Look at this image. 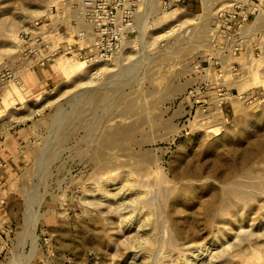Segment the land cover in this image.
<instances>
[{
    "label": "rangeland",
    "instance_id": "374dc122",
    "mask_svg": "<svg viewBox=\"0 0 264 264\" xmlns=\"http://www.w3.org/2000/svg\"><path fill=\"white\" fill-rule=\"evenodd\" d=\"M190 1L143 3L113 62L89 68L54 35L48 85L0 82V139L18 141L0 264H264V13L234 54L230 5ZM80 7L0 0V72L36 20L70 42L90 30Z\"/></svg>",
    "mask_w": 264,
    "mask_h": 264
},
{
    "label": "built area",
    "instance_id": "2783aa9c",
    "mask_svg": "<svg viewBox=\"0 0 264 264\" xmlns=\"http://www.w3.org/2000/svg\"><path fill=\"white\" fill-rule=\"evenodd\" d=\"M147 0H81L79 14L87 21L90 30H79L72 36L75 42H70L61 26L54 27L49 20H36L33 24L34 31L30 32L29 43L17 57L4 64L0 72L2 84H20L25 76L34 70L50 66L55 60L56 50L51 49L55 40L61 37L63 40L58 44V49L65 47L66 54L73 53L87 67L106 61L113 62L126 49L132 35L138 32L137 15L140 7ZM173 3H186L190 0H172ZM168 0L164 5L167 7L172 3ZM264 13V6L257 1L247 3L236 2L219 12L217 16L218 35L225 42L226 50L242 53L246 46L249 31L248 21L256 13ZM27 32L22 36L27 37ZM56 39L52 41V37ZM47 41V42H46ZM233 43V44H232ZM230 44V45H229ZM78 46V47H77ZM56 48V49H57ZM78 48V51H74ZM256 49H260L259 46ZM88 50V51H86ZM228 52V53H230ZM65 54V53H64ZM223 68L232 73L239 71L236 63L225 64Z\"/></svg>",
    "mask_w": 264,
    "mask_h": 264
},
{
    "label": "crops",
    "instance_id": "0c3cea01",
    "mask_svg": "<svg viewBox=\"0 0 264 264\" xmlns=\"http://www.w3.org/2000/svg\"><path fill=\"white\" fill-rule=\"evenodd\" d=\"M198 2V4H193L191 2ZM210 5H216L220 6L222 4L224 5H232L234 3L242 2L247 3L252 0H206ZM257 1L263 4L264 6V0H253ZM193 7L191 9L199 8L200 10L204 9V0H192L189 2ZM200 6V7H199ZM198 10V9H197ZM50 66H47L45 68L34 70L33 72L27 74L25 76V82L29 79L31 82L33 81V85L30 86L31 89L34 88V86L38 83H40L42 86H46L49 84L50 81H52L53 76L51 75V69ZM12 135V136H11ZM17 137L12 133L10 135H7L5 138L0 139V213L6 208L7 202L6 197L8 190L6 188V182L10 180L12 177H14L17 173L18 167L15 165L16 162V156L17 153ZM10 217H5V215H0V227L6 224V222L9 220Z\"/></svg>",
    "mask_w": 264,
    "mask_h": 264
},
{
    "label": "bare ground",
    "instance_id": "6f19581e",
    "mask_svg": "<svg viewBox=\"0 0 264 264\" xmlns=\"http://www.w3.org/2000/svg\"><path fill=\"white\" fill-rule=\"evenodd\" d=\"M130 133V132H129ZM124 137V136H123Z\"/></svg>",
    "mask_w": 264,
    "mask_h": 264
}]
</instances>
